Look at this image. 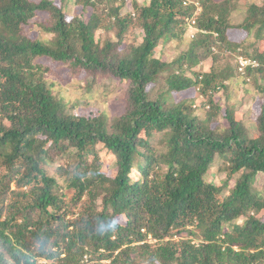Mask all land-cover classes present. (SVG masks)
Masks as SVG:
<instances>
[{
    "label": "trees",
    "instance_id": "obj_1",
    "mask_svg": "<svg viewBox=\"0 0 264 264\" xmlns=\"http://www.w3.org/2000/svg\"><path fill=\"white\" fill-rule=\"evenodd\" d=\"M192 1L198 13L148 0L121 15L128 0H0V264H264V103L250 135L213 97L239 75L264 81V0ZM71 2L91 10L86 20L66 19ZM190 27L187 50L156 57ZM134 30L140 44L127 43ZM235 30L254 43H235ZM237 55L259 67L239 74ZM53 66L117 79L125 112L69 110ZM203 100L209 109L195 112ZM102 151L110 160L99 163ZM57 156L67 166L50 174ZM216 159L220 184L205 179Z\"/></svg>",
    "mask_w": 264,
    "mask_h": 264
},
{
    "label": "rangeland",
    "instance_id": "obj_2",
    "mask_svg": "<svg viewBox=\"0 0 264 264\" xmlns=\"http://www.w3.org/2000/svg\"><path fill=\"white\" fill-rule=\"evenodd\" d=\"M148 0H128L127 4L125 5L124 9L121 11V15H125L127 13H132L133 10V4L138 3L142 5L143 3H146ZM219 1V0H214ZM263 0H248V3H258L260 4ZM66 13V19L69 21L74 16L82 17L84 20H86V17L90 14L91 10H87V12H83L80 7L74 6L71 2V4L66 5V8L64 10ZM233 21L237 22L240 20L237 18L236 15H233ZM26 28V27H25ZM27 31L29 34L33 37H42L45 39H49V35L41 30H39L35 25L31 24L27 28ZM193 29V27H190L189 30L186 32V36H184V40L178 44L175 41L169 42L165 48H163V52L160 51V49L156 53V57L163 55L166 61L172 60L176 55H178L180 52L187 50L188 43L191 41V35L189 32ZM136 31V32H135ZM135 32V37L133 36V33ZM133 33L129 35V38L127 40V43L134 42L135 44L141 43V37L142 34L139 30H134ZM101 34V33H100ZM103 39L105 38V35L102 34ZM42 38H40L42 40ZM109 38L113 42H116V37L114 32H110L106 39ZM230 39L235 41V43L239 42H246L247 45H251L254 43L253 37L246 36L245 33L235 30L231 31V34L229 36ZM213 52H216V49H212ZM238 57H242L243 59H254L252 57H245L242 55L235 56V59L233 60L236 63V71L239 74H243L238 71ZM255 60V59H254ZM257 61V60H256ZM43 63L50 62L47 59L42 60ZM258 67H259V62ZM201 65L204 67L205 71H208L210 68V60L203 61ZM256 69V67L254 68ZM54 75L50 78V80H53L55 83V92L59 96L61 100L65 104L68 105V109L70 110L72 107L75 110L74 112L81 115V116H89L97 114L105 113L109 120L119 117L121 114H123L126 110L127 102L125 100V91H124V85L120 83L117 79L114 78H100L96 77L95 80H92L91 77L85 76L83 73H78L75 76H71L69 71L66 67L63 66H53L52 67ZM235 71V75L238 73ZM245 72V70H244ZM243 76L235 77L234 79H230L228 81L224 82V85L229 87V90L219 88L213 95L215 102L220 103L222 106L231 104L234 105V111H236V114L238 118H240L245 124L246 127L250 131V135L254 134L255 131V119H256V111L258 109V106L260 103H264V81L258 79L257 84H254L252 81H250V78H245V82H243L242 79ZM94 81V82H93ZM92 84V88L88 87L87 84ZM259 85H263V88H258ZM229 94L230 96V103L226 99V94ZM202 99H200L201 101ZM205 100H203L202 103H196V107L193 106V109L195 112H200V106L204 104ZM204 109L208 110L209 106L204 104ZM72 110V109H71ZM203 112L201 113V118H203ZM205 119V118H203ZM225 125V124H224ZM100 155V161L99 163H102L104 161V157L106 153L104 151L98 153ZM64 157L57 156L55 160L53 161V164L47 169V172L50 174H56V168L61 166L63 168H66L67 163L64 160ZM106 160H110L109 157H105ZM221 161L216 159L214 163L210 166L209 171L205 175V179L214 184H220L222 182H225L227 180V175L225 171H219L221 168ZM108 175H112V163L108 164ZM57 175V174H56ZM58 178H61V176H58ZM236 176H233L232 179H236ZM233 186V180L230 182L229 188ZM227 193V190L224 192V194ZM41 263H50V261H44L41 260ZM84 264H93V262H87L85 260Z\"/></svg>",
    "mask_w": 264,
    "mask_h": 264
},
{
    "label": "built area",
    "instance_id": "obj_3",
    "mask_svg": "<svg viewBox=\"0 0 264 264\" xmlns=\"http://www.w3.org/2000/svg\"><path fill=\"white\" fill-rule=\"evenodd\" d=\"M183 6H188V5H194V7L196 8L195 13L199 12V2H193L192 0H181ZM190 26L194 25L193 20L191 21V23L189 24ZM197 33V32H196ZM189 34L191 35V38L194 37L195 35V30L194 28L189 32ZM257 68L258 67V63L256 60L251 59V60H246L243 59L242 57H238V71L241 73H244V70L247 68Z\"/></svg>",
    "mask_w": 264,
    "mask_h": 264
},
{
    "label": "clouds",
    "instance_id": "obj_4",
    "mask_svg": "<svg viewBox=\"0 0 264 264\" xmlns=\"http://www.w3.org/2000/svg\"><path fill=\"white\" fill-rule=\"evenodd\" d=\"M248 69V68H247ZM252 69V68H251ZM254 69V68H253Z\"/></svg>",
    "mask_w": 264,
    "mask_h": 264
}]
</instances>
